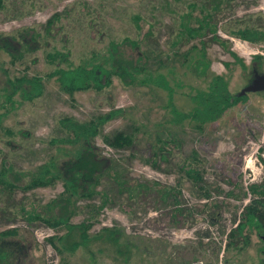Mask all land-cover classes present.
I'll list each match as a JSON object with an SVG mask.
<instances>
[{
  "label": "rangeland",
  "instance_id": "374dc122",
  "mask_svg": "<svg viewBox=\"0 0 264 264\" xmlns=\"http://www.w3.org/2000/svg\"><path fill=\"white\" fill-rule=\"evenodd\" d=\"M221 1H3L0 39H15L7 40L12 48L8 51L15 53L19 34L28 31L43 35L41 41L50 47L41 44L13 60L0 48V180L4 181L0 182V232L13 230L0 236V264H264V247L253 232L245 230L244 238L235 235L234 241L226 237L247 202L239 199L242 192L264 176L260 163L264 160V92L248 93L237 110L199 129L188 119H175V112L194 108L192 97L205 91L212 75L222 76L231 93L247 83L229 51L245 66L255 54L264 56V44H250L221 29L235 19H247L264 30V0ZM215 2L216 9L212 8ZM206 11L215 22V34L227 40L226 49L209 40L213 32L208 29L187 40L180 34L182 23L194 27ZM134 15L141 18L142 32H150L145 37L147 47L162 64L152 57L144 77L163 75L169 91L147 80L123 87L112 77L103 93L87 89L69 96L54 77L43 76L52 68L43 54L53 50H67L73 65L109 66L111 40L120 57L136 61L137 51L122 43L125 37L136 39ZM50 18L54 19L47 34ZM172 42L179 57L170 56ZM202 50L209 67L203 76H196L190 65ZM259 71L264 74V62ZM21 74L40 76L41 94L24 99L14 93L7 101L3 95L9 91L7 79ZM101 115L108 117L96 126V134L87 141L75 139L79 131L73 128ZM119 131L132 134L130 147L106 144L104 137ZM157 144L168 155L167 162L154 168L143 159ZM191 152L204 168L202 182L196 185L174 167ZM53 163L63 172L50 166ZM40 166L56 171L53 185L22 191L20 187ZM93 171L104 173L95 183V194L81 196L93 189L89 178ZM73 176L80 182H73L76 188L71 193L64 189ZM199 185L208 199L197 196ZM120 189L124 190L119 193ZM167 190L175 191L177 203L167 197ZM204 202L206 212L201 209ZM176 204L180 215L174 210ZM28 214L48 220L69 216L65 223L46 225L25 219ZM85 223L90 224L85 244L74 247V242H80L75 226Z\"/></svg>",
  "mask_w": 264,
  "mask_h": 264
},
{
  "label": "trees",
  "instance_id": "16d2710c",
  "mask_svg": "<svg viewBox=\"0 0 264 264\" xmlns=\"http://www.w3.org/2000/svg\"><path fill=\"white\" fill-rule=\"evenodd\" d=\"M3 1L4 0H0V9L3 7ZM220 2L223 1L220 0ZM199 7H203V5H200ZM216 7L217 6L215 2L214 4H212V8L216 9ZM209 15V12L206 11L205 15L203 14L202 16L203 20H197L198 23L194 27H189L182 23V31L180 32V34L187 40L200 37L201 34H203V32L208 29L207 31L213 32L209 40L220 45L223 49H226L227 40H224L220 36L215 34V22L210 21L208 17ZM53 19L54 18H50V20L46 22V25L48 26L47 34L50 33V26L52 25ZM250 19L252 21V16L250 17ZM140 20L141 18L138 15H134L132 17V24L136 32V39L131 40L127 37L122 39V43L124 45H128L130 48L137 51L136 61L130 62L120 57L117 52L116 45L113 44V41L111 40L109 46V60H111L112 63H110L109 66L108 64H106L105 66L104 64L100 63H91L88 67L82 64L73 65L72 61H70L69 59V52L67 50L64 52L53 50L47 52L45 55L43 54L45 62L48 64V66L50 65L52 67L48 69V71H46L43 76H45V78L54 77L60 89L63 92L67 93L69 96H71L75 91H85L87 89H92L98 94L103 93V91L106 90L105 88L108 89L110 87V81L112 77L117 78L123 87H128L135 83L142 84L147 80L149 82L155 83V85H157L158 87H162L165 90L169 91V86L163 75L158 74L153 77L151 74H147V76L144 77L143 73L146 70V63L151 61L152 57L156 58V62L159 58L157 57L153 49L147 47V39L145 37L149 36L150 32H142L143 27L139 23ZM221 29L223 33L244 40L250 44H264V30H262L261 27L253 26V24H251L247 19H235L230 24L222 25ZM42 36L43 35H39L38 33L33 31H28L26 34L20 33L18 36V40L16 41L18 43V46L15 47V53L13 51H8L9 49L12 50V48L7 41L9 39L11 42H14L15 39L6 38V41H4L1 38L0 48L9 54L10 59H18L21 58V54L35 50L39 48L41 44L44 49L48 50L50 45L47 46V41H41ZM48 36L53 38L51 34ZM200 43L204 45L203 42ZM171 45V58L179 57L178 50L174 48L175 43L172 42ZM229 54L232 56L234 61L238 62L241 70L245 73L247 77L246 82H248L253 69L257 72H260L259 66L264 62V56L255 54L251 58L250 64L248 66H245L244 64H242L241 59L235 55V53L229 51ZM184 55L185 53L182 54V61H185L184 59H186V56ZM114 61H116V63H114ZM60 64H64L66 68L59 67ZM158 64L162 65L160 63ZM190 67L191 71H193L196 76H203L205 74L209 67V63L205 58V52L203 50L201 51V53H198V56H196L194 60H192ZM141 75L142 77H137ZM41 79L42 78L40 76H27L26 74L14 76L11 79L8 78L7 84L9 86V91L4 92L3 95L5 96V99L7 101H11V96L14 93H18L21 97H24V99L38 97L41 94L42 90ZM246 98L247 94L237 97L236 93H231L228 90L226 80L222 76L212 75L207 83L205 91L198 92L192 97V100L195 103L194 108L190 112H175V119L179 122L183 121L184 119H188L189 121L194 122L197 129H199L204 123L217 121L225 113L233 109L237 110L238 106L246 101ZM107 117L108 116L105 115L94 117L87 124H83V127L73 128L74 132L79 131L78 133H74V135L77 136L75 139L81 138L82 140L87 141L90 137L96 134V126L106 121ZM62 123H64V120L61 122V124ZM132 138V134L128 131H119L108 136V138L104 137V140L106 144L111 146L112 148L125 149L131 146ZM162 147L163 146L159 144L152 146V148L149 149L148 158L143 160L146 163H149L154 168H157L158 164L161 162H167L168 152L163 151ZM189 155L181 159L179 163L174 164V167L177 171L181 172L185 176V179L189 180L192 185H196L202 182V171L204 168L203 165L199 166V159L195 152H191ZM260 163L261 169L264 173V160L260 159ZM50 166L55 167L56 170L61 173L62 168H57L54 163ZM4 170L7 172V168ZM50 170L45 166H40L37 169V173L32 174L30 180L26 182L24 186L20 187V189L22 191H29L35 187L52 186L57 175L56 171L55 173H52L50 172ZM103 174L104 173L102 171H93L92 175L89 177L93 179V183H91V187L93 189L89 192H83L80 195L90 197L91 195L95 194V183L98 179L103 177ZM106 177L108 180V175H106ZM63 178H65V176H63ZM66 181V188L64 190H69L72 193L76 188V185H74L73 182L76 181L79 183L80 178H76L75 176H73V178ZM0 182L4 183V181L2 180H0ZM9 184L13 185L11 183ZM4 186H8V184H4ZM196 189L201 191V193L199 195L197 194V196L204 199L209 198L208 192L204 190L202 186L199 185ZM123 190L124 189H120L117 191H119L120 193ZM246 190L247 192H242L241 198L239 199H241V201L243 199H247V202L242 205L241 211L239 212V217L237 220H235L234 227L229 229L226 237L233 238L232 241H234V238H236L235 235L244 238L243 232L247 230L253 232L258 241L264 247V176L259 182L247 184ZM167 191V197L172 198L174 202L177 203V196L175 195V191ZM103 197L104 196H102V199ZM106 200L107 199L105 198L101 200V202L105 203ZM206 203L207 202L201 204V209H204V212H206L208 209V206L205 205ZM177 205L178 204L174 206V210L180 215L181 209H179L180 207H178ZM174 210L173 212H175ZM68 216L66 215L57 220H48L45 218H41L37 214H28L24 217L27 220H40L46 225H58L61 223H65ZM75 228L79 230L80 239V242L78 241L73 243L74 247H77L85 244V233L90 228V224H79L75 226ZM12 231L13 230L2 231L0 232V236H6ZM47 240L51 242L50 238H47Z\"/></svg>",
  "mask_w": 264,
  "mask_h": 264
},
{
  "label": "water",
  "instance_id": "95a60500",
  "mask_svg": "<svg viewBox=\"0 0 264 264\" xmlns=\"http://www.w3.org/2000/svg\"><path fill=\"white\" fill-rule=\"evenodd\" d=\"M261 91H264V74H260L253 69L248 82L241 87V89L236 93V96L240 97L248 93Z\"/></svg>",
  "mask_w": 264,
  "mask_h": 264
},
{
  "label": "flooded vegetation",
  "instance_id": "af4514ba",
  "mask_svg": "<svg viewBox=\"0 0 264 264\" xmlns=\"http://www.w3.org/2000/svg\"><path fill=\"white\" fill-rule=\"evenodd\" d=\"M261 92H264V91H261ZM256 93H260V92H256Z\"/></svg>",
  "mask_w": 264,
  "mask_h": 264
}]
</instances>
